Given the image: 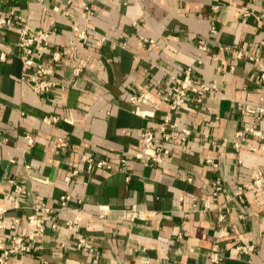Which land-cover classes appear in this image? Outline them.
Returning a JSON list of instances; mask_svg holds the SVG:
<instances>
[{"label": "crops", "instance_id": "crops-1", "mask_svg": "<svg viewBox=\"0 0 264 264\" xmlns=\"http://www.w3.org/2000/svg\"><path fill=\"white\" fill-rule=\"evenodd\" d=\"M0 9L23 17L4 28L0 42V208L7 209V220L20 217L19 231L26 232L34 206L56 207L67 182L80 207L57 213L58 230H47L36 257L15 256L10 264H39L41 257L50 264H217L207 256L216 242L226 256L220 264H264V193L231 198L255 174L264 176V138L247 134L239 150L233 143L246 125L264 134V116L241 112L244 103L264 106V0H0ZM75 23L90 30L88 44L74 52L86 62L84 72L73 76L57 63V87L36 93L26 79L32 70L20 58V25L29 32L56 28L50 53L77 38ZM99 35L107 37L102 48ZM141 38L153 41L141 44ZM200 41L209 50L200 49ZM188 66L195 79L217 81L220 91L177 112L164 104L156 118L133 112L131 96L170 88L171 76H182ZM167 112L179 125L176 132L192 130L191 140L170 144L163 163L145 165L147 158L137 157L144 149L141 132ZM59 137L70 141L68 151L57 147ZM90 158L109 166L88 172ZM209 159L219 161V169ZM74 168L80 173L72 178ZM218 177L224 189L214 201ZM8 196L19 198L21 207ZM208 200L211 209L193 210V202L203 208ZM133 205L158 214L122 218L121 210ZM162 212L173 214L165 219ZM77 215L81 230L74 234L67 221ZM78 236H88L95 252L78 250ZM241 243L255 244L252 256L237 251Z\"/></svg>", "mask_w": 264, "mask_h": 264}, {"label": "built area", "instance_id": "built-area-1", "mask_svg": "<svg viewBox=\"0 0 264 264\" xmlns=\"http://www.w3.org/2000/svg\"><path fill=\"white\" fill-rule=\"evenodd\" d=\"M41 1V0H40ZM86 10L90 15L93 14L87 3L84 4ZM55 9V8H53ZM220 5L214 6V10L218 11ZM57 10H59L57 8ZM64 15L73 16L70 12H64ZM250 12L245 11L244 15H249ZM23 21V17L16 11L11 10L8 14L0 9V42L2 38V32L4 28L9 26H17ZM138 21H134L137 24ZM73 29L77 32V38L71 40L68 47L52 49L50 53V40L51 37L56 34V28L39 29L35 32H29L26 26L20 25V33L18 37V46L20 49V58L22 63L30 68L32 72L26 77L30 82L32 89L40 94L45 95L51 92L57 87V83L53 79L55 73V65L57 63H63L66 67L72 70L73 76H80L85 68L86 62L84 60H77L74 57V52L79 46H86L90 38V30L88 26L75 23ZM213 31L216 32V27L213 26ZM107 41L106 36L99 35L98 45L99 48ZM152 39L141 38V44L146 42H152ZM199 48L202 50H209V46L206 42L200 41ZM238 57L241 58L244 53L242 50H238ZM1 59L7 60V54L1 53ZM194 66H188L182 76L172 75L173 84L170 88L164 89L162 86H158L156 91L143 90L138 94L131 96L130 101L133 106V112L142 117L156 118L161 111V107L167 104L169 110L177 112L185 108L189 103L196 102V104H202L204 100L212 93L220 91V86L217 81L206 83L195 79L193 73ZM260 81H264V72L261 74ZM62 89L65 86H61ZM141 105H146L148 108L143 109ZM241 112L243 114H254L258 119L264 116V106H256L250 103H244L241 106ZM171 113L167 112L163 114L162 118L155 121V124L148 129L142 130L141 136L144 141V149L137 154L139 159L147 158L145 165H155L163 163L165 156L171 153L170 144L177 141L189 142L193 134L189 128H180L176 132L179 125L171 117ZM45 121L52 120L54 123L60 121L58 116H46ZM247 134L255 137L264 138V134L260 132L254 126H244L242 129L237 130L236 137L233 140L234 147L239 150L242 146V139ZM26 138L30 143L33 142V136L28 134ZM162 140V144H157L156 140ZM57 147L62 151H68L70 147V141L66 137H59L56 140ZM226 146V140L219 145L220 149ZM264 149V146H262ZM214 167L219 169L220 162L209 159L208 160ZM125 163V159H123ZM94 165L98 167L109 166L105 160L96 161L93 158L89 159L88 172L92 170ZM31 169L30 166H27ZM31 171V170H29ZM80 173L79 169L74 168L70 177H75ZM12 181V180H11ZM223 180L218 177L213 180L212 183V197L213 200H218L221 192L224 189ZM16 193L20 194L23 189L20 185L15 186ZM70 184L67 182L65 191L61 195L58 205L56 207L48 206L45 203L34 206L33 212L28 214L25 219V223L28 226L26 232L19 231V226L22 224V219L16 217L11 220H7L5 214L7 209L0 208V229H5L6 233L0 234V264H10V261L15 256L30 255L36 257V254L41 248L40 243L44 240L46 232L49 228L52 230H58V212L66 210H79L77 207L79 203L75 202L74 196L71 193ZM264 193V176L257 173L253 177L252 181L244 186L238 187L231 198L243 199L247 193ZM9 199L14 201L15 209L21 207V200L15 196H8ZM80 202V201H79ZM76 205V206H75ZM213 206V202L210 200L205 201L203 208H200L197 202H193V210H208ZM158 214L156 211L143 210L133 205L129 208L121 210V217L130 221L136 219H148L149 217ZM173 212H162L160 215L162 218H171ZM240 217H244L245 214H239ZM224 218V217H223ZM82 216L77 215L75 218L67 221V227L74 233L78 234L81 230ZM5 232V231H4ZM227 234L228 231H222ZM219 234V236L224 235ZM10 242V243H9ZM76 248L83 252L94 253V247L90 238L87 236H78L76 240ZM236 249L239 253L252 256L256 250L255 244H237ZM208 258L217 264L222 263L226 256L221 252L220 245L216 242L212 248L207 252ZM39 264H50V262L44 258H40ZM177 264V263H171Z\"/></svg>", "mask_w": 264, "mask_h": 264}]
</instances>
